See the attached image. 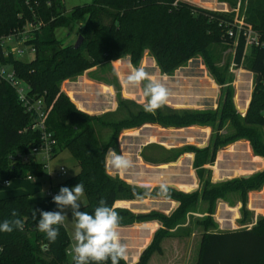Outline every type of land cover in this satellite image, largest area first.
<instances>
[{
  "label": "trees",
  "instance_id": "1",
  "mask_svg": "<svg viewBox=\"0 0 264 264\" xmlns=\"http://www.w3.org/2000/svg\"><path fill=\"white\" fill-rule=\"evenodd\" d=\"M235 1L217 0L231 8ZM245 13L246 21L264 43V0H246ZM84 17L87 20L81 34L83 44L77 50L62 48L55 38V31L66 29ZM231 22L230 16L177 0H93L91 4L75 7L68 13L62 0H0V38L20 34L28 25L40 26L28 34L26 45L34 49L30 62H22L12 55L3 58L0 50V63L12 68L17 78L27 85L32 99L43 100L48 110L46 128L56 140L54 156L59 151H67L79 167L74 177L59 186L72 188L83 183L87 203L80 208L81 211L93 213L100 199L109 206L121 201H141L133 195V188L137 193L151 190L155 195L157 187L132 186L107 174L106 152L110 147L116 150L118 137L123 131L144 125H158L164 129L211 128L212 134L205 148L186 146L173 157L176 160L184 154H193V168L201 181L200 191L192 194L171 189L169 200L179 204L173 214L165 216L152 211L134 215L126 209L116 208L121 217L120 228L154 221L161 224L133 264H148L152 255H162V241L174 237L171 230L183 222L184 215L196 201L207 202L211 207L227 195L238 194L244 199L248 192L264 186V170L246 179L222 184L203 181L206 173L203 168L213 165L218 151L237 140L248 142L254 156L264 159V142L258 132L259 128H264V49L251 48L249 64L244 67L254 75L255 87L242 118L236 113L231 88L222 90L215 110H173L165 106L153 115L145 112L142 106L125 100L119 103L116 112L96 117L79 110L61 90V85L88 69L126 56L131 66L137 67L144 51L148 50L161 75L172 76L179 67L200 57L215 82L222 86L225 80L214 68L209 49L214 45L232 44L226 35ZM243 51L244 42L239 40L233 57L237 67L241 65ZM120 110H125V116L114 119ZM31 124V118L19 103L15 91L7 83L0 82V181L42 177L43 168L35 162L18 160L10 164L11 156L28 154L38 144L39 134L31 129ZM227 124L232 133L222 137L219 133ZM96 127L111 132L102 148L96 141ZM34 209L57 211L53 200L44 196L24 194L0 199V224L12 219L13 210L18 212L17 218L24 221L23 231L0 232V264L67 262L70 237L66 229L60 226L57 240L50 243L36 227L40 213H36L34 221ZM213 226L212 222L204 228L201 226L195 264H264V218L250 230L219 233L205 229ZM182 237L188 236H177L178 239ZM120 264L128 263L122 260Z\"/></svg>",
  "mask_w": 264,
  "mask_h": 264
},
{
  "label": "rangeland",
  "instance_id": "2",
  "mask_svg": "<svg viewBox=\"0 0 264 264\" xmlns=\"http://www.w3.org/2000/svg\"><path fill=\"white\" fill-rule=\"evenodd\" d=\"M92 1L93 0H62V3L66 13H68L73 8L91 4ZM180 1L184 3L188 2L187 0ZM209 1L210 0H193L191 2L207 5L209 4ZM228 8L229 9L226 11L221 8H215L213 12L230 16L232 23H243V28H249L254 34H258L257 31L246 21V0H236L234 6H232V8L228 6ZM86 20L87 18L84 17L83 19L75 22L72 26L57 31L56 36L59 40H56L62 48L73 47L78 37H82V29L84 28ZM104 24L107 25L108 21L105 20ZM82 44L83 42L81 45ZM10 45L13 50L16 48H22L23 53L21 55H14L16 59L22 62H30L33 59V55L29 53L27 47L16 43H12ZM235 49L236 46L234 44L214 45L209 49V57H211V60L213 61L214 68H216V70L219 71L221 76L224 78V85L219 86L215 82L214 77L207 69L203 60L200 57H195L188 61L184 66L179 67L173 73L172 76L178 72V75L182 77V81L178 83L179 88L176 87L175 90H177V92L181 95H185L188 101L193 103V107L197 106L203 108L201 111L208 109L213 110L212 108H215L217 101H220L222 90L225 88L232 89L233 103L234 100H236V97H239L238 100L240 99L241 102L249 99V97L251 98V94L255 87V77L249 71L244 70V67L249 64L251 50L250 48L246 49L245 56L243 57L241 63V67L243 69L239 71L238 68L236 69L233 66ZM51 52H49V54H51ZM140 66L144 67L148 72H150L154 66L158 69L154 58L148 50L144 51L142 59L137 67ZM131 67L130 59L126 56L88 69L82 73V75L71 80H66L64 83L69 82L74 84L71 89L74 91L76 97L84 101L86 105L92 106L93 109H96L98 113L91 115L100 117L110 112L100 113L101 111L114 108L112 111L114 113L117 111L118 105L121 101H130V99H124V97H122V92L123 86H125L123 84L124 78L128 75ZM125 91H127L128 95L129 93H134L133 89H127ZM235 110L241 118L244 116L245 112L243 110ZM124 116L125 110H120L117 112L114 119H119ZM193 127L204 128L200 126ZM157 128L159 130L163 129L158 125ZM209 129L211 131V135L212 130L211 128ZM164 130L165 131L162 132L156 131V133L158 132L159 141L162 142L164 146H167L168 149H170L177 148L182 145L181 141L174 140L177 139L178 133H172V131H168L166 128ZM258 132L261 134L264 142V128H259ZM231 133L232 130L227 124V126H225L219 134L224 137L230 135ZM110 135L111 132L107 129H102L100 127L95 128V136L99 148H102ZM184 137L187 139L191 138L189 142L194 147L200 149L205 148L209 143V139L201 135L198 130L184 132L181 134V138ZM205 144L207 145L204 146ZM179 150L180 149L166 151L158 148V146H155L149 151L143 152V156H147L156 162L155 166H149L147 173L150 177L151 175H154L156 185H158L161 181H165L172 186L171 189L178 192H185V194L199 192L201 181L196 174V170L193 168L194 155L190 154L192 160L188 157L173 160L175 153ZM26 155L27 154L11 156L10 164L13 165L16 161H21ZM162 161L166 163V165L164 163L161 165ZM60 167L65 169L66 175L58 178L57 171ZM203 169L206 170V173L203 174V181L208 180L212 184H222L234 179H246L263 171L264 159L254 156L248 142L245 140H237L236 142L227 145L218 151L217 163L214 162L213 165H207ZM49 172L51 173L50 175H48ZM78 172L79 167L70 154L67 151H59L48 163L47 169L43 170L42 177L35 178L34 181H27L26 178L12 179L8 181V186L3 185V181H0V199L2 196L13 194L18 195L19 193L25 192L31 193L34 197H43L44 192L48 189L53 190L58 194L61 188L59 186L60 183L74 177ZM86 203L87 201L84 195L82 197L81 207L86 205ZM167 204L171 205L170 209L174 208L171 214H173L179 206L177 202L169 199L167 201H163V199H154L153 203H150L147 208L152 207L156 210L167 211L169 210ZM173 204H175L174 207ZM119 206V208H121L122 205ZM55 207L57 209L56 205ZM65 211L67 212L68 219L63 227L66 229L71 239V235L74 231V222L72 221L71 209L69 208ZM263 218L264 186L259 190L248 192L244 199H242V197L238 194L227 195L225 198L214 202L211 207H209L207 202H202L200 200L196 201L190 206L187 213L184 215L183 222L171 230L170 234L174 237L165 240L170 242L177 241V236L191 237V235L194 234L195 237H193V239L198 242L199 234L202 233V228L206 227V225L211 222L214 226L213 228H205L207 232H233L239 230H250L260 219ZM134 234L132 230H127L124 237H131L134 236ZM167 241H164L162 244L166 253L163 260H167L173 264H183L185 251L183 254H181L182 252L180 253L179 259L178 256H174L173 258L174 250ZM194 248L195 246L193 242L190 251H187L186 264H190V261L194 259ZM150 259L151 264H164L160 255L154 254ZM71 262V257L68 256L65 264H71Z\"/></svg>",
  "mask_w": 264,
  "mask_h": 264
},
{
  "label": "clouds",
  "instance_id": "3",
  "mask_svg": "<svg viewBox=\"0 0 264 264\" xmlns=\"http://www.w3.org/2000/svg\"><path fill=\"white\" fill-rule=\"evenodd\" d=\"M123 84L129 89H141L145 112L155 115L157 110L165 107L172 96L171 90L159 78L149 74L144 67H131ZM118 154L114 148H109L105 155V167L109 175L123 177L135 168L134 160L126 154L123 145ZM51 174V173H48ZM172 186L165 181L158 184L155 195L151 190L137 193L133 188L136 199L143 201L146 198H171ZM84 185L78 183L74 187H61L59 193L53 196V203L57 211H44L34 209L32 218L36 220V213L40 219L36 224L39 232L45 234L50 243H54L59 236L60 226L68 219L66 209H71L74 231L71 235L73 241L67 255L74 264H120L128 259V246L122 241L120 232L121 217L114 206H109L104 199L99 200L93 213L81 211ZM18 212L13 210L12 219L4 220L0 224V232L11 233L14 230L23 231L24 221L17 218ZM47 247V245H45Z\"/></svg>",
  "mask_w": 264,
  "mask_h": 264
},
{
  "label": "crops",
  "instance_id": "4",
  "mask_svg": "<svg viewBox=\"0 0 264 264\" xmlns=\"http://www.w3.org/2000/svg\"><path fill=\"white\" fill-rule=\"evenodd\" d=\"M188 2H185L187 4H189L191 1L193 0H187ZM193 6L202 8V9H206L209 11H214L215 8H221L222 10H227L228 5L224 4V3H218L217 0H210L209 4H200V3H194L191 2L190 3ZM60 30V29H58ZM55 31V38L57 40H59V38H57L56 33L57 31ZM154 65V63H153ZM141 67V66H140ZM150 75L161 79L166 86L171 90L172 92V96L169 99L168 104L166 105L167 107L173 109V110H192V111H201L203 110V108L201 107H193V103L191 101H188V99L186 98L185 95H181L179 92H177V90H175V88H179V84L182 80H181V76L178 75V72L175 73L174 76H165V75H161L160 72L158 71V69H156V67L154 66V68L149 72ZM74 84H71L69 82L63 83L61 86V90L71 99V101L76 105V107L88 114H97L98 112L96 111V109H93L92 106H88L85 104L84 101L80 100V98H77L74 91L71 89V87ZM123 86V85H122ZM129 90L128 87L123 86V92H122V97H124V99H130V101L134 102L137 105H142L144 102V98L142 96V90L141 89H135L134 93H127V91L125 90ZM130 92V91H129ZM72 94V95H71ZM74 99H73V98ZM239 98V97H238ZM236 97V100H234V106L235 109H240L243 110L246 113V110L248 108L249 102H250V97L249 99L244 100L243 102H241V100ZM191 105V106H190ZM218 106V101L217 104L215 106V108H212L213 110H215ZM114 110V108H109L107 110L101 111L100 113H113L112 111ZM156 125H144L141 128L138 129H130V130H125L123 131L120 136L118 137L117 140V153L119 154L121 152V147L120 145L122 144L124 147V150L126 152V154H128L135 162V168L132 170V172H130L129 174L124 175L123 177L120 176H115L118 177L120 180L126 182L129 185L132 186H137V187H142V188H147V189H153L155 187H158V185H156V181L154 180V175H151V177L149 176V174L147 173V169L149 168V166H155L156 162H154V160L148 158L147 156H143V152L145 151H149L151 148H154L155 146H158V148L162 149V150H175V149H182L186 146H193L189 141L191 140V138L187 139L186 137L181 138V134L187 131H200V134L205 136L206 138L209 139L210 137V129L209 128H197V127H190V128H182V129H174V128H166L168 131H172V133H178L177 135V139L174 140H178L181 141L180 146H178L177 148H170L168 149L167 146H164L162 144V142L159 141V137H158V132H162L165 131L164 128L163 129H158ZM156 131H158L156 133ZM161 139V138H160ZM162 140V139H161ZM207 144H205L204 146H206ZM218 154V153H217ZM188 157L192 160V157L190 154H184L182 156H180L179 158H185ZM219 157V155H218ZM178 158V159H179ZM215 162L217 163V156L215 159ZM159 163V162H158ZM157 163V164H158ZM164 162H161V165ZM166 165V163H164ZM168 164V163H167ZM107 171V170H106ZM108 174V171H107ZM109 175V174H108ZM111 177H114L112 175H109ZM63 183V182H62ZM61 184V183H60ZM9 183L6 185L8 186ZM15 192V190H14ZM13 193V192H12ZM185 193V192H184ZM32 195L31 193H19L17 194H13V195H7V196H2V197H15V196H19V195ZM33 196V195H32ZM1 199H4L2 198ZM154 199H145L143 201H138V202H125V201H121V202H117L114 207L118 208V209H126L128 211H130L131 213H133L134 215H142V214H148L152 211H156L159 213H162L165 216H170V214L172 213L173 209L171 208V205L167 204L169 207V210L167 211H161V210H156L155 208L152 207H148V205H150V203H153ZM163 201H167V200H163ZM122 205L121 208H119ZM175 206V204H173V207ZM161 228V224L158 222H147V223H142V224H135L132 227H122L120 228V232H121V238L122 241L124 243L127 244L128 246V259L125 260L128 264H133L135 263L140 254L142 253V251L144 249L147 248V246L150 244V242L152 241L153 235L154 233ZM127 230H132L134 236L131 237H124L125 233L127 232ZM219 233H223V232H219ZM200 235L199 234V240L198 242H196L193 237H195L194 234L191 235V237H182L177 239V241H167V240H163L161 243V248H162V255H160V257H162V260L165 257V249L162 246V244L164 243V241H167L169 243L170 246H172L173 250H174V256L177 257L179 259V255L180 253L185 255V259H184V263H187L186 260V255H187V251H190V248L192 246V243L194 242V259L190 261V264H195L197 261V257H198V249H199V244H200ZM183 250V251H180ZM164 264H173L172 262H169L167 260H163ZM189 261V260H188ZM151 259L149 260L148 264H151ZM189 264V263H188Z\"/></svg>",
  "mask_w": 264,
  "mask_h": 264
},
{
  "label": "built area",
  "instance_id": "5",
  "mask_svg": "<svg viewBox=\"0 0 264 264\" xmlns=\"http://www.w3.org/2000/svg\"><path fill=\"white\" fill-rule=\"evenodd\" d=\"M180 1V0H177ZM39 25H28L24 28V31L20 34L7 36L0 38V50L3 58H7L9 55H21L23 53L22 48H16L13 50L10 44L16 43L21 46L27 47L29 53L34 55V49L26 45L29 40V32L33 29H38ZM227 38L232 41L235 46L239 40L244 42L243 57L245 56V51L247 48H262L264 49V43L260 42L259 36L254 34L251 29L243 28V23H229L228 29L226 31ZM242 57V59H243ZM242 63V61H241ZM233 66L238 70H242L241 65L237 67L234 62ZM0 82L7 83L16 93L17 99L25 112L30 116L32 124L31 129L38 132L39 142L37 145L31 148L29 153L21 160L23 163L35 162L44 169H47L48 163L54 157V149L56 147V140L51 132L47 131L45 120L47 117L48 110L42 99H32L28 95V87L25 83L17 78L12 68L8 65H3L0 63ZM50 173V172H49ZM50 175V174H48ZM66 175L64 168L60 167L57 171V177L61 178ZM27 181H34L35 178L28 176ZM8 181H4L3 185H7ZM57 193L53 190H46L44 192V197L53 200V196ZM73 241L70 239L69 246L66 250L70 249ZM68 256V255H67ZM70 257V256H69ZM72 260V258H71ZM73 261V260H72Z\"/></svg>",
  "mask_w": 264,
  "mask_h": 264
},
{
  "label": "water",
  "instance_id": "6",
  "mask_svg": "<svg viewBox=\"0 0 264 264\" xmlns=\"http://www.w3.org/2000/svg\"><path fill=\"white\" fill-rule=\"evenodd\" d=\"M82 42H83L82 37H78L77 41L75 42V44L73 46V49L74 50H77L80 47V45H81Z\"/></svg>",
  "mask_w": 264,
  "mask_h": 264
}]
</instances>
